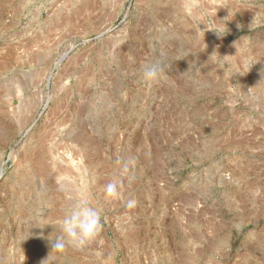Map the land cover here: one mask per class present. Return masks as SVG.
<instances>
[{
	"label": "rangeland",
	"instance_id": "rangeland-1",
	"mask_svg": "<svg viewBox=\"0 0 264 264\" xmlns=\"http://www.w3.org/2000/svg\"><path fill=\"white\" fill-rule=\"evenodd\" d=\"M0 167V264H264V0H0Z\"/></svg>",
	"mask_w": 264,
	"mask_h": 264
},
{
	"label": "clouds",
	"instance_id": "clouds-1",
	"mask_svg": "<svg viewBox=\"0 0 264 264\" xmlns=\"http://www.w3.org/2000/svg\"><path fill=\"white\" fill-rule=\"evenodd\" d=\"M163 61H153L143 66V76L146 80L158 78L162 70ZM106 192L112 195L116 192V185L109 183L106 186ZM100 212L91 207L86 198L69 206L63 218L59 222V228L62 235L51 239V250L61 252L67 245L74 247H83L85 243L97 236L100 230ZM43 264V262H42Z\"/></svg>",
	"mask_w": 264,
	"mask_h": 264
},
{
	"label": "water",
	"instance_id": "water-1",
	"mask_svg": "<svg viewBox=\"0 0 264 264\" xmlns=\"http://www.w3.org/2000/svg\"><path fill=\"white\" fill-rule=\"evenodd\" d=\"M29 129V128H28ZM19 141H20V139L18 140V141H16L14 144H13V146L10 148V150H9V155L13 152V148H14V146L16 145V144H18L19 143ZM2 174V168L0 167V175Z\"/></svg>",
	"mask_w": 264,
	"mask_h": 264
}]
</instances>
